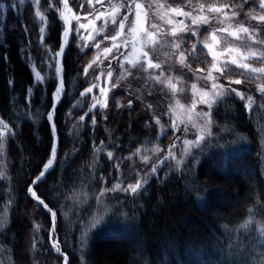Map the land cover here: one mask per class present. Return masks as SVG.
<instances>
[{
	"label": "trees",
	"instance_id": "obj_1",
	"mask_svg": "<svg viewBox=\"0 0 264 264\" xmlns=\"http://www.w3.org/2000/svg\"><path fill=\"white\" fill-rule=\"evenodd\" d=\"M248 6L253 7V1ZM55 17L49 39L58 46L63 25ZM24 19L26 14H14L13 30L4 31L6 43L0 46V116L11 130L0 137V264H63L64 255L49 242L51 215L28 191L51 154L54 133L47 115L57 77L48 86L36 84L31 93L26 91L34 77L22 57L28 38L21 27ZM31 31L30 36L35 35L34 27ZM73 41L63 60L66 91L56 108L58 158L46 178L35 184L56 212L57 233L69 263L194 264L188 260L197 254L202 264H260V258L251 260L252 253L243 257L229 247L233 241L241 246L234 228L249 215L264 224V104L247 109L248 94L244 100L233 95L221 101L214 111V130L220 137L210 142L224 149L225 158L215 156L220 148L211 149L213 157L201 158L196 166L190 162L191 177L177 169L161 171L135 196L107 191L118 177L136 174L145 150L138 147L166 145L172 132L160 134L167 120L159 118L157 124L142 104L121 107L125 93L114 88L106 108L83 105H92L93 97L81 95L85 80L73 84L81 70V54ZM208 62L206 50L189 56L195 66ZM114 103L120 106L114 108ZM237 153L233 161L229 156ZM247 167L254 169L253 177L242 175ZM122 222L131 229L127 238H107L125 231Z\"/></svg>",
	"mask_w": 264,
	"mask_h": 264
},
{
	"label": "rangeland",
	"instance_id": "obj_2",
	"mask_svg": "<svg viewBox=\"0 0 264 264\" xmlns=\"http://www.w3.org/2000/svg\"><path fill=\"white\" fill-rule=\"evenodd\" d=\"M252 1L253 7H249L248 4ZM3 2L7 5L10 0H3ZM68 2L70 7L74 11L72 25L73 28L71 30L72 33L69 45L71 44L72 40H74L73 44H76L78 54H81L80 74L73 78V84L75 85L77 80L80 78L85 80L88 85L83 92H85L88 87L97 85V87H94L93 91L89 93L93 97V103L95 102V99H99L101 102L106 101L107 103L108 94L111 92L112 88H114L116 92H123L125 93V101L122 100L121 107H124V105L128 107V103L130 100L132 101V105L134 103L142 104L144 106V109H147L148 113H150L154 117L155 121L159 120V118H165L167 120V122L165 123L166 126H159L160 134L163 135L164 133L172 132L170 137L168 138L170 141L166 145L155 144L153 146H145L142 148L141 146L138 147L139 150H145L143 151V156H141V158L138 160V165H136V174H128L124 178L118 177L119 181L113 184L112 187H108V189H113L114 186L119 183L121 185V189H117L115 191H119L120 193L123 192L125 195L135 196L140 192L141 189H144V187L149 183L151 179L154 178L155 175L159 174L161 171L169 172L171 170L177 169V171H180V174L185 173L188 177H191V175L194 174V166H196L201 158L213 157V153L211 152L212 150L220 148L217 152L215 151V156H219L218 159H222L225 155L223 154L224 149H221V146H217L215 142L211 143L210 141L211 139H213V137L216 138L219 135L214 130L216 126V118L214 114L215 109L218 107V104L225 98L236 95L235 93L229 91V89L234 88L238 92L244 93V97H246L247 94L251 96L255 103L264 104V92L259 91V89L264 86V73L246 72L244 75H240V73L244 72L245 70L239 69L235 65H228L229 71L234 70L236 72V74L231 76L230 79H239L242 81V83L230 84L229 79H226L225 76H221L218 72L215 71H212V76L216 78L215 80H205L204 77L208 75L209 71L212 69V64L214 62L212 56L208 54L207 49H203L206 50L208 56L209 62L207 64H204V66L201 67L189 63V56L192 57L197 54L199 55V51H203L199 37H207L209 35V32L206 31V29L214 30L215 28L228 27L229 25H231L230 30H235L240 25L248 27L250 32L253 30V28H257L258 31L254 37L256 42H253V39L248 38L247 34L243 33H240L241 39L239 40L228 36L227 33H218V38H222L221 44L215 49L218 54V59L223 60L227 58L226 56H219V53L223 48L228 46H231L232 48H239L240 52L244 55H248L249 52H264V43H260V41H264V22L250 19L251 16L264 15V9L259 7L261 0H248V3H244V0H137L138 3L144 5L145 10H147L148 12L147 24L144 25L145 28H147L148 25L155 23L158 25L159 29L165 33L169 32V30L173 26L176 27L179 33L177 37L164 35L161 38L160 43L157 44L155 48L145 49L149 51V55L152 61L161 65L159 69H149L147 72H139L136 68H130L129 64L127 62H124V57L130 56V54L132 53V41H136L137 51L140 50L143 43V38L140 36V34H130L129 30L132 24L133 16L130 15L128 17V21L125 22L123 36L119 37L116 41L103 39V37L105 36H111L114 34L116 25L110 22V13L113 11L114 7H119L124 2V0H101V2L99 3L97 2V0H68ZM49 3H51L52 5L51 8L48 7ZM161 4L164 5L162 9L159 8V5ZM243 4L245 6H243ZM32 5L35 8V11H29L33 9V7L28 4H25L24 6L18 5L16 9H8L7 7L5 8L3 13L0 14V40L3 41L2 37L4 35V31H8L9 29L10 31L13 30L11 26L13 25L12 17L14 18V14H26V20L24 19L22 20V22L25 23L24 28L27 29L28 38L27 41L24 42L23 48H27L30 50L31 61L25 58L27 53L24 51H22V57L31 68L33 77L35 72H39L40 75L44 78L42 85L48 86L49 84L53 83V79L55 77H57L56 83H58L59 79V74L55 73V68L58 67L57 60H48L47 62H45V60L49 55V51L53 55H55V53H57L59 48L61 47L63 40V30L66 25L64 19L65 16L63 17L61 15V13L64 12V5L62 3V0H40V3L38 5L35 3H32ZM201 5H204L203 12L200 11ZM222 5H234L233 7H231V9H224V11L228 13L229 17H232L233 12L238 13V15L231 19H224V23H219L218 21L223 19L221 14L211 13L208 11V8L210 6L219 7ZM169 7L180 8L185 12H191L193 17L207 16L210 19L211 23L207 25L198 24L194 26L191 24L189 19L168 12L167 10ZM158 10L161 15L166 16V19H172L174 22L173 25L167 24L165 20H160L158 15L154 16L153 13L157 12ZM37 11H40L41 14L45 17L44 20H40L38 16L37 18L34 17V12L36 14ZM101 12L105 13V16L101 19H96V16ZM57 15L59 17V21L63 25L62 31L60 32L61 42H59L58 46L53 40L51 41V39H49V35H51V28L49 26L54 25L52 21H56L55 16ZM123 15L124 9L121 8L119 10V13L117 14V22H119V17ZM76 17H79V19L77 20ZM7 18H10L9 22ZM105 19L109 20V23L106 26L104 23ZM32 20L33 24L29 25V21ZM180 20H184V23L188 25L191 30L196 31L198 33V37H193L189 42L188 35H190V33L186 35L185 32L179 31L181 25L176 22ZM90 21L93 23H89ZM79 24L88 25L87 30H79L80 35L86 37L89 32H91L92 35L95 36V40L87 41L88 47L86 49H84L85 41L78 39L77 28L79 27ZM33 27L35 28V35L30 36L32 32L31 29ZM40 28H44L43 33L40 32ZM93 28L96 29L95 32L93 31ZM16 29L17 27L14 23V30ZM101 29H103V31L99 35H97V32H99ZM41 37H43L42 48H38L37 44L41 43ZM125 39L129 41L127 48L121 47L119 52L116 49H113L111 54L103 53V49L106 47H111L113 43L123 45ZM173 41L180 44L179 49L172 47ZM96 42H101L99 49L93 47ZM192 44L196 45L194 52L191 49ZM181 52H183L184 56L186 57L183 64L180 62L179 58V53ZM98 53L100 54V59L93 64L92 61L95 59ZM120 53H123V56H120ZM233 55H236L238 60L248 63L251 67H264V63H262L260 60H244L242 56L235 52L233 53ZM105 56H107V58H105ZM116 56H120V59L113 58ZM122 62L123 68L120 67ZM33 63L34 67L32 66ZM48 64H52V67L49 68ZM89 64H91L92 66L88 67ZM63 65L65 69V64L63 63ZM218 66L223 67V64H219ZM86 68L87 73L85 74L84 70ZM198 68H203L204 72H198ZM125 70L130 71L132 74L128 75ZM109 71H111L112 73L110 80L107 76V73ZM101 73H103V75H101ZM156 76L160 77L159 81L155 79ZM169 80H171V83L175 85V91H173L169 86ZM213 83H216L218 86L223 85L224 94L222 96L215 95L216 91H219L220 89H212L211 86ZM113 84H115L116 87H113ZM193 85H195V89H193ZM101 89L105 90L104 93H101ZM65 91L66 87H64V93L61 100L64 97ZM204 93L208 94L206 97H204L205 99L213 101L211 108H209L207 104L201 102V97ZM255 103L252 104V106H254ZM80 104L81 100L79 101V105ZM82 104H85L87 108H92L88 103L86 104L85 102H83ZM97 105H99L98 108H104L101 107L100 104ZM149 105H151V108L148 107ZM50 110L48 112V115H50L51 113ZM205 112L210 114V124L207 122V118L199 115ZM189 116H191V119H189ZM0 121L3 122L0 123V130L4 131V136L8 131L4 130L3 126L5 124L7 125V123L1 116ZM50 123L52 125V120H50ZM55 124L57 127L56 116ZM159 125H161L160 121ZM173 125H175V127H173ZM70 128L71 123L68 124V129ZM8 129H10L9 126ZM51 129L53 130L55 140H53L50 156L52 155V150L53 148H55L58 139L59 150L61 146L58 127L55 130L52 127ZM201 135L203 136V139L200 140V143L198 145L194 143H184L185 141H195ZM219 137L217 139H219ZM58 154L59 152L57 151L54 165L50 169V171L56 165ZM232 154L229 157L233 161L239 158L238 153L234 155ZM165 157H167V159H165ZM162 160L164 161L163 164L160 163V161ZM177 161H179V164L177 163ZM0 162L3 164L4 158H1ZM190 162L194 164L193 167H190ZM153 166L156 167V171L154 174L152 172ZM49 172H45L44 178H46ZM242 175L253 177L254 169L247 167L242 172ZM44 178H42L40 181H42ZM126 180L129 182L125 183ZM138 180L141 183V187L135 193H132L130 189L127 192L122 191V189L128 187L129 184L135 185ZM40 181H37L35 184H38ZM32 187L37 196L43 198L38 193L35 185H33ZM43 200L45 204H47L49 209H51V211L55 213L54 218L51 216L52 224L49 229V233H52L51 241H58L59 250H57V248L53 246V243H50V245L57 252H63L67 256H69L68 253L63 249L62 243L57 233L56 212L45 201L44 198ZM96 218L97 217H95L94 219ZM100 220L101 219H98V221ZM120 224L122 225L119 226H122V228L124 226V228H126L128 223L122 222ZM53 228L55 229L54 232H52ZM261 229H264V224L260 220H256L251 215H249V217L244 222L240 223V225L234 228L235 234H239L241 246H234L233 243L236 245L237 242L233 241L231 242L232 247H229V249L234 248L235 250H238L239 252H241L243 257L248 254V252L250 254L252 253L253 255H255L251 259L253 262H255V259L257 257L260 258V264H264V258H262L264 255V235L261 234ZM124 230V232L122 233H110L107 238H125L127 234H130L131 229L127 227ZM88 233L89 232L87 231L84 232V234ZM61 255L63 256L64 254ZM194 255L195 256H193V259L190 258L188 260V263L193 261L194 264H202L203 261L201 259V255ZM64 256L62 258L63 264H65ZM229 257L231 256L228 255V258ZM223 258L224 257L221 256L220 261H222ZM66 264H71V262L69 263V257L66 261Z\"/></svg>",
	"mask_w": 264,
	"mask_h": 264
},
{
	"label": "snow or ice",
	"instance_id": "obj_3",
	"mask_svg": "<svg viewBox=\"0 0 264 264\" xmlns=\"http://www.w3.org/2000/svg\"><path fill=\"white\" fill-rule=\"evenodd\" d=\"M97 2H101V0H97ZM32 3L35 4H39L40 0H10V2L6 5L3 0H0V14L3 13V11L5 10V8L7 7L8 9H16L19 6H24L25 4H29L31 5ZM62 3L64 5V8H68V4H67V0H62ZM244 3H248V0H244ZM234 5H222L219 7L216 6H210L208 8V11L211 13H219L221 14V16L223 17V19L219 20V23H224V19H231L234 18L235 16L238 15V13L233 12L232 13V17L228 16V13L224 11L225 8H229L231 9V7H233ZM49 8L52 7L51 3H49L48 5ZM164 7L163 4L159 5V8L162 9ZM259 7L264 9V0H261ZM123 8L124 9V15L119 17V22H117V14L119 13V10ZM168 12L170 13H174L175 15L178 16H182L185 17L186 19H189L192 25H198V24H210L211 21L207 16H195L193 17L191 12H185L183 11V9L180 8H172L169 7ZM200 11L203 12L204 11V5L200 6ZM143 13V15H142ZM61 15L63 16V13H61ZM133 16V20H132V24L130 27V34H140V36L143 38V43L141 45V48L139 51H137L136 48V41L133 40L132 41V53L130 54V56L124 57V62H127L130 66V68H136L137 71L139 72H147L149 69H159L161 67V65L159 63H154L149 55V51L145 50V49H153L156 47L157 44L160 43L161 38L164 35H170L171 37H177L179 35L177 29L175 26H173L169 32L165 33L162 30L159 29L158 25L153 23L147 26V28L144 27V25L147 24V16H148V12L147 10H145L144 5L141 3H138L137 0H124V2L119 6V7H114L113 11L110 13V22L114 25H116V29L114 30V34L111 36H105L103 37L104 40H111V41H116L119 37L124 35V27H125V22L128 21V17L129 16ZM154 16L158 15L160 20H165L167 24L169 25H173V20L172 19H166L165 15H161L159 13V10L157 12L153 13ZM36 16H38L40 18V20H44L45 17L41 14L40 11L36 12ZM105 16V13L101 12L99 13V15L96 16V19H101L102 17ZM64 19L67 21V17H64ZM76 19L78 20L79 17H76ZM250 19L253 20H257L259 22H264V15H259V16H251ZM89 23H93V22H89ZM105 26L109 23L108 19H105L104 21ZM179 25H181L179 31L180 32H185L186 35H188L190 33V35H188V40L189 42L191 41V39L193 37H198V33L196 31H193L189 28L188 25H186L184 23V20H180L178 22ZM22 28H24L23 25H21ZM88 25L86 24H79V27L77 28V34H78V39L85 41L84 44V49H86L88 47L87 41H93L95 40V36L92 35L91 32H89V34L85 37L83 35L79 34V30L80 29H85L87 30ZM231 25H229L228 27H223V28H215L214 30H208L206 29V31L209 32V35L207 37H199L200 43L202 44V50L203 49H207L208 54L212 56L213 59V64H212V69L209 71L208 75L206 77H204L205 80H215L216 78L212 76V71L218 72L221 76H225L226 79H229V83L230 84H240L242 83L241 80L236 79V80H231L230 77L235 75L236 72L234 70L229 71L228 69V65H235L237 68L239 69H243L245 70L244 72H241L240 75H244L246 72H251V73H264V67H251L248 63L245 62H241L240 60L237 59L236 55H233V53H237L240 56L243 57L244 60L247 59H257L260 60L262 63H264V52H249L248 55H244L243 53L240 52L239 48H232L231 46L225 47L223 48L220 53L219 56H226V59L220 60L218 59V54L216 52V48L221 44L222 42V38H218V33H227L228 36L233 37L236 40L241 39L240 33L243 34H247L248 38L253 39V42L255 41V34L257 33L258 29L257 28H253V30L250 32L248 27H244L243 25L238 26L235 30H230ZM93 31L95 32L96 29L93 28ZM103 31V29H101L99 32H97V35H99L101 32ZM40 32L43 33L44 32V28H40ZM68 35V29L66 28L64 31V36L67 37ZM24 37L27 38V29L24 28ZM42 40L43 37H41V43L37 44L38 48H42ZM6 43L5 41H0V46H3V44ZM64 43H67V40H64ZM100 43L101 42H96L93 47L96 49L100 48ZM167 43V42H166ZM260 43H264V41H260ZM129 44V41L127 39L124 40L123 45L120 44H116L113 43L111 45V47H106L103 49V53H107V54H111L113 49H116L118 52L120 50L121 47H125L127 48ZM172 47L179 49L180 44L176 43L175 41L172 42ZM196 48L195 44L191 45V49L194 52ZM63 47H61L60 51L55 53V55H53L50 51H49V55L46 58L45 62H47L48 60H57L58 57L62 56L63 54ZM21 51H24L27 53L26 55V59L31 61V52L29 49L27 48H21ZM83 51V49H82ZM120 56H123V53H120ZM120 56H116L113 57L114 59H120ZM105 58H107V56H105ZM179 58H180V62L183 64L184 60L186 59V57L184 56V53L181 52L179 53ZM4 59H7V57H4ZM100 59V54L98 53L95 57V59L92 61V63H96L98 60ZM193 59H196V57H193ZM58 63V61H57ZM219 64H223V67L218 66ZM34 67V63L32 65ZM92 65L89 64L88 67H91ZM48 67L51 68L52 64H48ZM121 68H123V62L120 65ZM190 67V66H189ZM127 72L128 75H131L132 73L128 70H125ZM198 72H204L203 68H198L197 69ZM61 72V68L60 67H56L55 68V73H59ZM85 74L87 73V68L84 70ZM101 75H103V73H101ZM111 71H109L107 73V76L110 80L111 78ZM43 77L40 75L39 72H35L34 73V80H33V84L32 86L28 87L26 89V91L28 93H31L32 88L36 86V84H43ZM155 79L157 81L160 80L159 76H156ZM9 83L11 84V81H9ZM169 86L172 88L173 91H175V85H173L171 83V80L168 81ZM113 87H116L115 84L112 85ZM97 87V85H93L92 87H88L85 92H82L81 95H85L87 93H91L93 91V88ZM193 89H195V85L192 86ZM212 89H217L219 88V91H216L215 95L216 96H222L224 94V87L223 85H217L216 83L212 84ZM104 89H101V93H104ZM229 91H231L232 93H235L239 99L244 100V93L242 92H238L236 89L231 88L229 89ZM260 92H264V86H262L259 89ZM57 95L59 94V89H57ZM208 94L204 93L203 96L201 97V102L205 103L208 105L209 108H211L213 101L205 99L204 97H206ZM95 99V98H94ZM255 101L252 99L251 96L248 97L247 102H246V108L250 109L252 104H254ZM97 104H100L101 107H107V103L105 102H101L99 99H95V102L91 105L92 108H95ZM178 104V102H177ZM132 105V101L130 100L128 103V107H131ZM120 105L114 103V108L115 107H119ZM149 108H151V105L148 106ZM194 107V105H193ZM91 110V109H90ZM85 115H87V113H85ZM203 117L207 118V122L210 124L211 120H210V114L205 112L202 114ZM29 119L31 117H28ZM47 118L49 120L52 119L51 115H48ZM84 117H81V120H83ZM104 119H107V117H104ZM189 119H191V116H189ZM0 123H3L2 121H0ZM91 123L93 125H95L96 120H95V116L92 117ZM156 123L159 124V120H156ZM52 128H54V124L51 125ZM173 127H175V125H173ZM4 130L7 131H11L10 129H8V125H4L3 126ZM186 130V129H185ZM4 134L3 130H0V137H2ZM210 134V133H209ZM203 139V136H199L195 141H185V144H190V143H194V144H199L200 140ZM55 140V138H54ZM102 143V142H101ZM52 155H55V149L53 148L52 150ZM107 156L109 158H111L112 153H107ZM165 159H167V157H165ZM49 164H51V160L48 162ZM161 164L164 163V161H160ZM177 163L179 164V161H177ZM48 165H45L44 170H42L40 172V174L35 178L34 181H32V184H35L37 181L41 180L45 174V171L47 170ZM156 171V167L153 166L152 168V172L153 174ZM146 183V181H145ZM141 187V183L139 182V180L136 182L135 185L129 184L128 187L123 188L122 191H129V189L131 190L132 193H135L139 188ZM117 189H121V185L118 183L114 186L113 189H108V191H115ZM28 191L30 192V195L35 198L38 203L40 205H43V207H45L46 209H48L47 204L44 203L43 200H41L36 192L32 189V187L30 186L28 188ZM103 191L101 192V195H103ZM98 199V198H97ZM99 202V199H98ZM49 213L51 214V216L54 218L55 217V213H53L51 211V209H48ZM246 226V225H245ZM34 227H38V226H34ZM55 229H52V232H54ZM51 232L49 233L50 236V243H53V246L58 249V241H51ZM261 234L264 235V229H261ZM67 258L65 256V264H66Z\"/></svg>",
	"mask_w": 264,
	"mask_h": 264
},
{
	"label": "bare ground",
	"instance_id": "obj_4",
	"mask_svg": "<svg viewBox=\"0 0 264 264\" xmlns=\"http://www.w3.org/2000/svg\"><path fill=\"white\" fill-rule=\"evenodd\" d=\"M67 4H68V8L67 9L64 8V12H63V17L64 16L67 17V21L65 20L66 25H65V28L63 30V40H62V44H61V47H63L64 50H63L62 56H60V57L57 58V61H58L57 65H58V67L61 68V72L58 73L59 74V79H58V83H57L56 88H55L54 93H53V104H52V107H51V110H50L51 111L50 115L52 117V119H51L52 120V124H54V128H53L54 130L57 128L56 127V124H55L56 108H57L58 103L60 102V100H61V98L63 96L64 87H65V80H64V78H65V69H64V65H63V60H64V55H65L66 48L68 47V45L70 43V40H71V33H72L71 30L73 28L72 25H73V15H74V11L70 7L68 0H67ZM66 28L68 29V35H67V37L64 36V31H65ZM65 39L67 40V43L66 44L64 43V40ZM61 47L59 48L58 52L60 51ZM57 89H59V94L58 95L56 94L57 93ZM54 149H55V155L54 156L51 155L48 158V160L46 161V163L44 164V166H43L45 168V165H48L47 170L45 171L46 173L49 172L50 169L54 165L56 153H57V151H59V139L57 140V143H56ZM50 160H51V164L48 163ZM44 168H42V170H44ZM44 176H43V178H44ZM33 185H35V184H31V187ZM39 198L41 200H43V198H41V197H39ZM48 209H49V207H48ZM60 254H64L66 256V258L68 259V256L65 253L60 252ZM65 256H64V259H65Z\"/></svg>",
	"mask_w": 264,
	"mask_h": 264
}]
</instances>
